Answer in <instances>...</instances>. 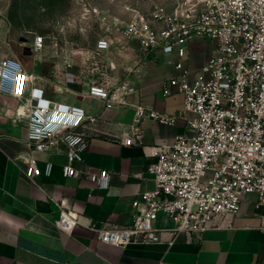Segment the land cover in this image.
I'll use <instances>...</instances> for the list:
<instances>
[{
	"label": "built area",
	"instance_id": "2783aa9c",
	"mask_svg": "<svg viewBox=\"0 0 264 264\" xmlns=\"http://www.w3.org/2000/svg\"><path fill=\"white\" fill-rule=\"evenodd\" d=\"M153 17L152 22L131 21L127 32L139 41L145 55L160 51L163 64L177 71L164 83L163 95L174 89L182 93V110L171 115L130 102L137 88L129 75L115 85L95 82L88 89L105 108H134L125 145L143 144L140 124L144 119L166 125L179 119L185 122V130L172 142L147 153L156 157L148 169L155 186L132 201V224L97 230L99 241L121 247L132 243L170 247L180 233L219 228L221 218L237 213L251 194L257 196L256 208L264 206V0H210L201 9L171 13L158 6ZM197 39L211 41L213 48L193 68L189 50ZM6 45L10 48L11 41ZM19 45L23 48L24 43L20 40ZM110 46L108 37L98 39L88 59L95 63L97 55ZM45 48L44 36L35 35L30 50L40 53ZM35 78L18 54L4 51L0 43V98L20 101L14 121L27 119L28 145L37 151H53L63 143L67 156L63 175H86L97 187L108 189L111 173L107 169L82 171L73 166L83 161L88 147L81 128L85 121L97 118L80 106L49 99L35 85ZM22 160L26 177L42 173L33 155H24ZM52 170L53 163L47 162L45 174L51 175ZM55 203L60 208L55 225L72 234L79 213L65 199ZM160 213L173 220L172 228L155 227ZM165 233L170 234L168 240L163 239Z\"/></svg>",
	"mask_w": 264,
	"mask_h": 264
},
{
	"label": "crops",
	"instance_id": "0c3cea01",
	"mask_svg": "<svg viewBox=\"0 0 264 264\" xmlns=\"http://www.w3.org/2000/svg\"><path fill=\"white\" fill-rule=\"evenodd\" d=\"M121 48L128 55L126 62L106 51L97 55L95 63L88 57L56 64L41 58L25 66L46 97L80 106L97 118L84 122L81 130L88 147L83 161L73 166L82 171L107 169L111 173L108 189L97 187L86 175L65 177V145L59 143L53 151L31 148L27 119L14 121L20 101L0 98V264H264V206L256 208L255 194L247 196L237 213L222 217L221 227L180 233L170 247L166 243L121 247L98 240L100 228L132 224V201L155 186L148 169L156 157L147 153L185 130L182 119L174 125L144 119L140 124L143 144H123L130 135L134 108H105L100 99L88 94L92 83L115 85L129 75L125 69L134 65L129 76L137 90L129 96L130 102L174 115L182 110L183 94L174 89L163 95L164 83L177 71L163 64L160 51L145 55L138 48L137 59H131V43L126 41ZM24 155L36 158L39 176L26 177ZM47 162L53 163L51 175L44 172ZM62 199L79 213L72 234L55 225L60 216L55 201ZM173 224L165 213L155 221L160 230ZM169 238L170 234H163L164 240Z\"/></svg>",
	"mask_w": 264,
	"mask_h": 264
},
{
	"label": "rangeland",
	"instance_id": "374dc122",
	"mask_svg": "<svg viewBox=\"0 0 264 264\" xmlns=\"http://www.w3.org/2000/svg\"><path fill=\"white\" fill-rule=\"evenodd\" d=\"M209 1L0 0V43L4 51L13 50L24 66L29 68L36 59L40 61L41 58L47 59L49 64H56L89 57L97 40L108 37L111 49L107 53L111 52L113 57L126 62L128 55L121 46L126 41L131 43V51L134 52L131 59H137L140 48L139 41L127 32L131 21L144 18L152 22L158 6H164L167 13H171L177 9H201ZM35 35L44 36L45 52L33 53L30 50ZM20 40L24 43L23 48L19 45ZM8 41H11L10 48L6 45ZM212 48L213 43L208 40L191 42L189 52L192 67L202 64L211 54ZM133 66L126 68L125 73H133ZM112 67L115 68L114 64Z\"/></svg>",
	"mask_w": 264,
	"mask_h": 264
}]
</instances>
